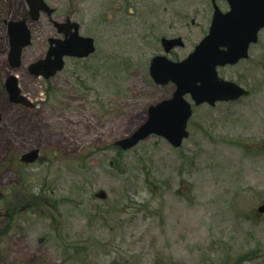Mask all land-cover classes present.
<instances>
[{
    "label": "rangeland",
    "instance_id": "obj_1",
    "mask_svg": "<svg viewBox=\"0 0 264 264\" xmlns=\"http://www.w3.org/2000/svg\"><path fill=\"white\" fill-rule=\"evenodd\" d=\"M45 2L52 14L34 21L26 0H0V264H264V30L248 60L219 71L248 97L194 107L180 148L152 136L123 150L175 92L150 77L162 40L182 38L168 57L185 59L208 34L211 0ZM22 20L33 41L12 70L9 23ZM67 20L96 52L49 80L30 75ZM11 75L33 107L11 101ZM32 150L43 160L19 166Z\"/></svg>",
    "mask_w": 264,
    "mask_h": 264
},
{
    "label": "water",
    "instance_id": "obj_2",
    "mask_svg": "<svg viewBox=\"0 0 264 264\" xmlns=\"http://www.w3.org/2000/svg\"><path fill=\"white\" fill-rule=\"evenodd\" d=\"M31 16L37 21L41 12L50 16L53 12L44 0H26ZM214 15L208 35L184 60L172 61L165 55L151 60L149 73L154 83L166 86L172 83L175 92L172 98L151 106L148 118L133 134L117 142L123 150H130L151 136L162 137L174 148H180L189 137L188 122L193 116V106L186 100L190 96L194 106L234 102L249 95V91L235 82L224 80L218 69L237 65L249 57V49L259 40L264 29V0H228L229 11L223 13L217 0H211ZM65 40L51 39L47 57L29 67L30 74L50 79L64 68L65 57L84 59L92 55L96 48L94 40L79 34V25L67 20L55 23ZM10 53L12 69L21 66L22 52L31 44V32L26 21L12 22L9 25ZM162 45L167 54L183 47L182 39H163ZM7 91L12 101L30 104L21 96L16 76H9ZM1 120V116H0ZM39 157L38 150H32L22 157L26 163H34ZM264 212V207L260 209Z\"/></svg>",
    "mask_w": 264,
    "mask_h": 264
},
{
    "label": "trees",
    "instance_id": "obj_3",
    "mask_svg": "<svg viewBox=\"0 0 264 264\" xmlns=\"http://www.w3.org/2000/svg\"><path fill=\"white\" fill-rule=\"evenodd\" d=\"M55 203L57 204V201H55ZM38 204V202L36 201L35 202V205L34 206H36ZM6 205H7V203H6ZM19 206V205H18ZM44 206H46V205H44ZM23 207H25V206H23ZM21 208L20 209V212L21 213H23L26 209L25 208ZM16 210H17V206L15 207V209H13V211H10L9 212V215H12V214H14V213H16ZM11 212H13V213H11ZM17 216V215H16ZM6 220H7V229L5 230L6 232H10L11 230H12V227H13V224L15 223V219L12 217V216H8V217H6ZM1 233H3V232H1L0 231V236H2V235H4V234H1ZM1 238V237H0ZM70 249L72 250H75V251H79V249H77V248H75V247H72V246H70ZM234 262H236V264H243L244 262H247V260L246 259H236Z\"/></svg>",
    "mask_w": 264,
    "mask_h": 264
},
{
    "label": "flooded vegetation",
    "instance_id": "obj_4",
    "mask_svg": "<svg viewBox=\"0 0 264 264\" xmlns=\"http://www.w3.org/2000/svg\"><path fill=\"white\" fill-rule=\"evenodd\" d=\"M219 2H221V4H223L225 6V8H228L227 0H219ZM25 106L26 107H33L30 104H25ZM0 113H1V110H0ZM1 116H2V114H1ZM1 121H2V118H1ZM0 124H1V122H0ZM26 152H28V151H26ZM26 152L22 153V155L19 157V159H17V161L20 163L19 166L21 165V166H23V168H31L34 165H38L43 160V154L41 153V150H40V154H39V157L36 160V162H34V163L23 162L21 158ZM13 163H14V161H13Z\"/></svg>",
    "mask_w": 264,
    "mask_h": 264
}]
</instances>
